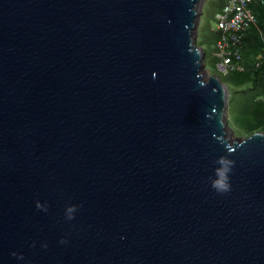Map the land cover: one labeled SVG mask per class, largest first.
Listing matches in <instances>:
<instances>
[{
	"label": "water",
	"instance_id": "obj_1",
	"mask_svg": "<svg viewBox=\"0 0 264 264\" xmlns=\"http://www.w3.org/2000/svg\"><path fill=\"white\" fill-rule=\"evenodd\" d=\"M204 1L0 0V264H264V133L232 137Z\"/></svg>",
	"mask_w": 264,
	"mask_h": 264
},
{
	"label": "trees",
	"instance_id": "obj_2",
	"mask_svg": "<svg viewBox=\"0 0 264 264\" xmlns=\"http://www.w3.org/2000/svg\"><path fill=\"white\" fill-rule=\"evenodd\" d=\"M251 9L256 17V24L242 34V45L239 48V65L242 70L222 77L223 83L228 87L251 86L249 91L253 92L254 98L244 107V116L239 124L245 138L259 132L264 133V0H254ZM216 36L218 41L220 36Z\"/></svg>",
	"mask_w": 264,
	"mask_h": 264
},
{
	"label": "built area",
	"instance_id": "obj_3",
	"mask_svg": "<svg viewBox=\"0 0 264 264\" xmlns=\"http://www.w3.org/2000/svg\"><path fill=\"white\" fill-rule=\"evenodd\" d=\"M225 1L226 4L217 15V24L213 29L220 36L215 50L216 70L223 76L242 70L239 65L242 34L256 24V17L251 9L254 0Z\"/></svg>",
	"mask_w": 264,
	"mask_h": 264
},
{
	"label": "rangeland",
	"instance_id": "obj_4",
	"mask_svg": "<svg viewBox=\"0 0 264 264\" xmlns=\"http://www.w3.org/2000/svg\"><path fill=\"white\" fill-rule=\"evenodd\" d=\"M226 4L225 0H205L203 2L202 17L198 29V45L206 52L205 67L208 75H217L221 79L223 76L216 70L217 60L215 57L217 36L213 31L217 24V15L222 11L223 6ZM229 89V111H228V124L234 139L245 138L243 130L239 128L242 116H244L243 109L247 106L248 101L252 102L254 94L250 85L235 88L234 86L228 87ZM249 91V92H248Z\"/></svg>",
	"mask_w": 264,
	"mask_h": 264
},
{
	"label": "clouds",
	"instance_id": "obj_5",
	"mask_svg": "<svg viewBox=\"0 0 264 264\" xmlns=\"http://www.w3.org/2000/svg\"><path fill=\"white\" fill-rule=\"evenodd\" d=\"M218 163L221 165L220 168L216 170V179L212 182V188L219 194L227 193L231 190V184L229 182V172L231 171L232 162L228 161L226 159H221L218 161ZM37 209L42 211H47V207H41L39 204H37ZM77 211L75 206L67 207L66 209V219L71 221L74 219V213ZM61 244L66 243V241L61 240ZM43 247H47V245H43ZM15 256V253L12 254ZM18 259H23V257H18Z\"/></svg>",
	"mask_w": 264,
	"mask_h": 264
}]
</instances>
